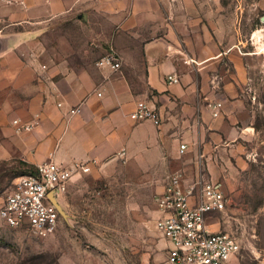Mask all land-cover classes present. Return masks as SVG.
Instances as JSON below:
<instances>
[{
    "label": "crops",
    "instance_id": "crops-1",
    "mask_svg": "<svg viewBox=\"0 0 264 264\" xmlns=\"http://www.w3.org/2000/svg\"><path fill=\"white\" fill-rule=\"evenodd\" d=\"M214 2L0 0V36H14L0 54V163L17 157L34 167L100 164L116 154L129 157L137 147L151 160H167L176 156L177 140L186 150L206 148L202 132L213 138L219 122L205 119L210 96L190 69L221 58L248 63L254 56L243 54L253 49L248 38L264 30L231 24V41L219 48L214 36L231 18L219 7L201 10ZM106 45L121 60L116 72L95 64ZM186 58L194 64H184ZM168 75L177 83L168 84ZM140 101L157 109L160 127L130 119ZM13 121L33 129L17 131Z\"/></svg>",
    "mask_w": 264,
    "mask_h": 264
},
{
    "label": "rangeland",
    "instance_id": "rangeland-1",
    "mask_svg": "<svg viewBox=\"0 0 264 264\" xmlns=\"http://www.w3.org/2000/svg\"><path fill=\"white\" fill-rule=\"evenodd\" d=\"M259 2L202 4L201 10L219 7L231 18L213 44L221 48L230 43L231 24L244 31L264 26V5ZM237 40L234 34L236 49ZM108 46L102 56L110 51ZM221 59L190 69L199 73L210 96L207 107L212 112L205 119L211 125L219 122L213 138L202 132L206 148L191 144L183 155L176 151L167 160H151L137 147L129 157L116 154L74 176L65 195L57 197L66 218L60 216L53 234L37 236L0 220V264H162L164 242L155 229V197L167 176L176 172L186 179L198 175L223 193L225 210L210 222L238 238L241 251L233 264H264V56L254 55L237 66ZM138 70L143 76V67ZM180 144L177 140L176 148ZM28 166L17 157L0 163V207L12 181L34 172L35 167Z\"/></svg>",
    "mask_w": 264,
    "mask_h": 264
},
{
    "label": "built area",
    "instance_id": "built-area-1",
    "mask_svg": "<svg viewBox=\"0 0 264 264\" xmlns=\"http://www.w3.org/2000/svg\"><path fill=\"white\" fill-rule=\"evenodd\" d=\"M260 32L257 37L249 36L248 43L253 49L243 54L264 56V30ZM184 62L194 61L188 58ZM95 64L111 72L121 68V60L113 50ZM167 82L177 83V78L168 75ZM129 117L134 123L147 121L156 128L161 125L157 109L146 101L137 102ZM13 124L17 131L33 129L32 124L18 121ZM185 152L186 145L181 143L178 153ZM95 165L94 160L74 162L69 166L51 161L36 165L34 174H24L12 181L0 207V220L10 228L24 226L37 236L53 234L58 228L60 214L50 198L58 203L57 197L65 195L73 177L89 172ZM225 202L223 193L214 183L198 175L186 179L181 173L169 174L155 197V229L164 242L162 264H233L237 261L241 251L238 238L214 229L210 222L213 215L225 210Z\"/></svg>",
    "mask_w": 264,
    "mask_h": 264
},
{
    "label": "water",
    "instance_id": "water-1",
    "mask_svg": "<svg viewBox=\"0 0 264 264\" xmlns=\"http://www.w3.org/2000/svg\"><path fill=\"white\" fill-rule=\"evenodd\" d=\"M261 20L264 22V16L261 17ZM14 36H0V54L4 53L6 50L9 49L11 42L13 40ZM115 156H112L108 159L110 161L113 159ZM51 203L56 207L58 213L60 214L61 217L66 218L65 213L62 211L60 205L53 199L50 198Z\"/></svg>",
    "mask_w": 264,
    "mask_h": 264
},
{
    "label": "trees",
    "instance_id": "trees-1",
    "mask_svg": "<svg viewBox=\"0 0 264 264\" xmlns=\"http://www.w3.org/2000/svg\"><path fill=\"white\" fill-rule=\"evenodd\" d=\"M26 166H28L27 164H26ZM28 167H30L31 168V166H28ZM35 173V170H34V172H32L31 174H34Z\"/></svg>",
    "mask_w": 264,
    "mask_h": 264
}]
</instances>
